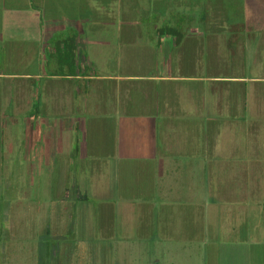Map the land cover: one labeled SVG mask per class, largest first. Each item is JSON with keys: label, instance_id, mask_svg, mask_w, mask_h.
<instances>
[{"label": "crops", "instance_id": "1", "mask_svg": "<svg viewBox=\"0 0 264 264\" xmlns=\"http://www.w3.org/2000/svg\"><path fill=\"white\" fill-rule=\"evenodd\" d=\"M6 158L100 200L28 207L48 264H264V0H0Z\"/></svg>", "mask_w": 264, "mask_h": 264}, {"label": "rangeland", "instance_id": "2", "mask_svg": "<svg viewBox=\"0 0 264 264\" xmlns=\"http://www.w3.org/2000/svg\"><path fill=\"white\" fill-rule=\"evenodd\" d=\"M12 165L13 163L10 158L0 160V241L5 242L6 239L8 240L7 245L10 250L8 251V255L11 257L10 259H12V264H36L35 261L37 258L40 259L41 264H48L46 250L43 246H39V244L41 245V242H39V238L36 237V234L38 233L36 232L37 227L31 232L29 239L25 236L24 228L28 221L25 213L28 210V207L30 209L34 208V212L35 208H44L40 223L41 226L43 224L47 226L49 223L53 222L54 218V216L53 218L52 216H48L50 215L49 208H52V202H56L61 196L68 200L75 199V205H73V202L70 205L78 208L85 206L96 207L100 205V200L89 198V202H80L78 198H74L72 193H63V182L66 184L67 181H70L69 175L71 172L72 178H80V168H72L71 171L70 168L67 170L60 166L45 167L43 169L33 166L29 168V181L28 184L24 186V183L21 184V181L15 179L12 175L13 172L15 173V171L18 170V167H12ZM87 195L89 197L95 196V194ZM10 207L12 210H10ZM57 207L59 206H56L55 208ZM23 216H25L24 219ZM33 217L35 216H32V219H34ZM48 218H51L52 221H48ZM29 219H31V216H29ZM33 222L35 221H31V223ZM35 224L36 222L34 225ZM11 225H13V232L10 231ZM9 233L12 234V241H10ZM37 246H39V248H37ZM38 250L40 251V254L38 253Z\"/></svg>", "mask_w": 264, "mask_h": 264}, {"label": "trees", "instance_id": "3", "mask_svg": "<svg viewBox=\"0 0 264 264\" xmlns=\"http://www.w3.org/2000/svg\"><path fill=\"white\" fill-rule=\"evenodd\" d=\"M144 23H145L146 28H148L149 24L150 25L155 24V22H150V23L144 22ZM204 23L207 24V21L205 20ZM195 24H196V22H194L191 19H189V20L174 19L172 21H165V22H163L164 27L163 26L162 27L167 28V30H164L162 28L160 30V32H165V31L166 32H173V36L176 38V41L180 42L183 39V37L185 36V34L190 31L192 25H195ZM186 26L188 27L187 29H186ZM146 32H149V31H146Z\"/></svg>", "mask_w": 264, "mask_h": 264}]
</instances>
